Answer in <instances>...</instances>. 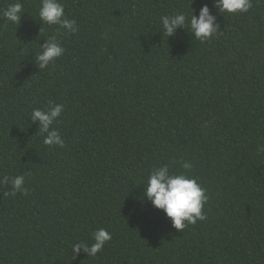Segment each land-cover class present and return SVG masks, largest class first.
<instances>
[{
    "label": "trees",
    "instance_id": "trees-1",
    "mask_svg": "<svg viewBox=\"0 0 264 264\" xmlns=\"http://www.w3.org/2000/svg\"><path fill=\"white\" fill-rule=\"evenodd\" d=\"M19 2V24L0 12V180L24 175L28 192L0 184V264H264V0L234 15L214 0H60L75 34ZM205 4L219 34L163 35L162 16ZM53 36L65 52L40 70ZM50 102L62 148L31 121ZM186 162L209 199L180 231L141 198L152 168ZM100 228L97 256L73 254Z\"/></svg>",
    "mask_w": 264,
    "mask_h": 264
},
{
    "label": "clouds",
    "instance_id": "clouds-1",
    "mask_svg": "<svg viewBox=\"0 0 264 264\" xmlns=\"http://www.w3.org/2000/svg\"><path fill=\"white\" fill-rule=\"evenodd\" d=\"M252 6V0H214L213 4L219 14L227 15L247 13ZM64 9L65 5L60 0H41L38 12L39 20L42 24L58 25L67 33L75 34L79 31L77 22L75 19L69 20ZM0 12H2L3 19L11 24H19L21 16L25 13L19 0L9 4ZM194 13L195 10L192 9L190 21L183 13L162 16L163 35L172 37L178 29L186 28V25L190 26V33L193 38L201 43L219 34L220 25L217 23V17L212 14L206 4L200 9L198 17ZM40 48L41 51L34 57L40 70L53 64L65 52L55 36L47 39L43 45H40ZM63 110L62 104L53 105L50 102L47 110L33 109L31 113L33 124H38L39 131L46 134L43 141L46 146L64 147L65 142L60 133L51 127ZM257 153H264V145L257 146ZM191 167L192 165L187 162L183 164L184 171L179 172H173L167 164L154 167L149 173L146 185L143 184L145 188L141 201L146 200L155 209L162 210L166 217L171 220L173 227L180 231L188 225H195L197 221L207 219L203 208L209 197L206 195V189L198 183L197 179L187 174ZM24 181V175H17L11 179L4 177L0 180V184L11 183V191L4 193V195L13 197L17 193L27 195L28 190L24 186ZM111 238V234L106 229L100 228L92 234L93 243L89 245L84 242H77L72 245V252L78 254L83 250L88 257H95L104 249Z\"/></svg>",
    "mask_w": 264,
    "mask_h": 264
}]
</instances>
